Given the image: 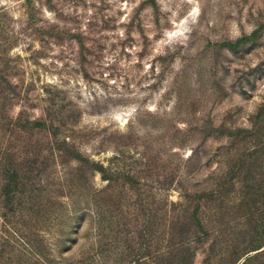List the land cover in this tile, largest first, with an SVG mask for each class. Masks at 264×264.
Here are the masks:
<instances>
[{
  "label": "rangeland",
  "instance_id": "rangeland-1",
  "mask_svg": "<svg viewBox=\"0 0 264 264\" xmlns=\"http://www.w3.org/2000/svg\"><path fill=\"white\" fill-rule=\"evenodd\" d=\"M26 119L102 163L112 189L91 190L120 204L221 193L264 218V0H0V182L40 186L38 211L0 204V264H77L94 218L55 193L77 162L44 151L24 175Z\"/></svg>",
  "mask_w": 264,
  "mask_h": 264
},
{
  "label": "trees",
  "instance_id": "trees-1",
  "mask_svg": "<svg viewBox=\"0 0 264 264\" xmlns=\"http://www.w3.org/2000/svg\"><path fill=\"white\" fill-rule=\"evenodd\" d=\"M23 120L20 115L16 122ZM19 128H24L28 136L24 153L26 161L32 162L24 175H33V165L44 151L53 163L58 160L77 162L69 172L71 179L55 191L58 193L64 188L70 196L80 195L78 199L84 200L85 207L73 211L74 214L89 212L94 218L93 243L81 254L77 264H193L199 250L203 254L202 264H264V218L253 217L252 207L244 211L246 204L242 198L230 210L224 206L221 193L216 205L211 200L214 194L197 195L183 190L178 201H166L159 209L142 199L125 206L114 201L113 195L101 196L99 191L91 190L90 175L100 173L103 180L110 183V191L112 175L102 163L82 157L75 140L68 141L64 137L61 142L50 139L44 143V136L49 140L59 134L60 129L54 127L53 122L26 119ZM3 154L0 144V158ZM7 170V181L0 182L3 209L13 204L11 195L17 197V206H23L21 209L27 207L28 213L38 211L40 204L37 205L35 197L40 196V186L16 181L18 172L14 168ZM240 212L245 215L238 217ZM241 221L243 227L233 230V225ZM251 252L254 253L249 255ZM36 255L45 259L41 251Z\"/></svg>",
  "mask_w": 264,
  "mask_h": 264
}]
</instances>
